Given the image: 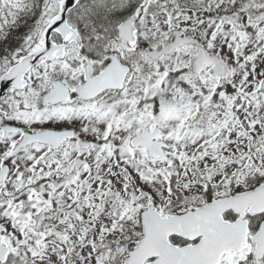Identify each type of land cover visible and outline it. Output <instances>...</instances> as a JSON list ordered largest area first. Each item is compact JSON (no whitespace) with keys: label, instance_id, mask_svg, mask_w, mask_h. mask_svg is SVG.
Listing matches in <instances>:
<instances>
[{"label":"snow or ice","instance_id":"6c2138e0","mask_svg":"<svg viewBox=\"0 0 264 264\" xmlns=\"http://www.w3.org/2000/svg\"><path fill=\"white\" fill-rule=\"evenodd\" d=\"M0 264H264V0H0Z\"/></svg>","mask_w":264,"mask_h":264}]
</instances>
